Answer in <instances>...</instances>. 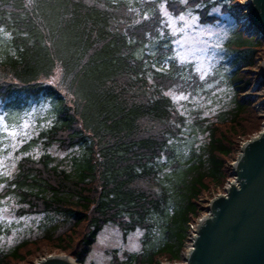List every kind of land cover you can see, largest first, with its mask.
I'll use <instances>...</instances> for the list:
<instances>
[{
	"label": "trees",
	"instance_id": "16d2710c",
	"mask_svg": "<svg viewBox=\"0 0 264 264\" xmlns=\"http://www.w3.org/2000/svg\"><path fill=\"white\" fill-rule=\"evenodd\" d=\"M234 1L0 0V107L14 118L44 104L50 119L27 146H40L43 155L22 158L0 193L18 205L13 215L51 219L46 242L61 224L74 225L56 237L65 253L86 227L71 251L79 264L108 224H125L126 237L146 230V256L125 264L178 261L200 200L212 186H225L229 160L239 153L252 117L240 95L252 85L245 70L257 66L264 40L234 24L237 37L219 49L216 68L227 102L204 117L199 106L167 94L198 97L199 79L194 65L177 60L162 4L212 24L220 18L213 10L232 12ZM54 147L68 156L66 167L48 153ZM29 246L0 250V264H24Z\"/></svg>",
	"mask_w": 264,
	"mask_h": 264
},
{
	"label": "rangeland",
	"instance_id": "374dc122",
	"mask_svg": "<svg viewBox=\"0 0 264 264\" xmlns=\"http://www.w3.org/2000/svg\"><path fill=\"white\" fill-rule=\"evenodd\" d=\"M185 3L188 0H184ZM249 2L251 0H237L232 4V12H227L221 8H215V12L220 18L216 19L214 23L202 22L196 13L188 11L187 13L180 11V15L185 17L184 21H180L178 16L173 15L167 10L165 3L162 4V12L167 20L171 23L170 30L173 33L174 50L175 55L179 63L194 65V76L198 77L197 83L198 97H189V91L185 92H171L169 95L171 98L179 97L181 94L187 97V99H174L176 103L191 102L193 106H199L204 111V117L211 118L222 107L219 102H227L226 95L228 94L227 85L222 84L221 78L216 75V68L219 56V49L226 42L227 38L236 39L237 30L234 24L240 26V30L244 33L260 38L261 33L258 29H254L250 22V15H246V11L249 9ZM236 16V19L231 17ZM264 40V39H262ZM259 57L257 58V66L249 69L248 78H250L251 86L245 93L240 94L241 99H244L246 103L250 102L252 109V117L249 119V124L244 127L246 135L239 137L237 143L239 153L229 160L228 174L229 178L225 181V186L215 187L212 186L209 193L204 194L200 200L201 213L199 217L207 215V208L209 207L210 200L218 198L221 194L226 193V189L230 186V182H234V168L233 165L237 162V158L241 153V147L244 143L257 137L264 129V114L260 110L261 104L264 102V81L261 77V65L264 59V46L260 50ZM203 77V78H202ZM220 79H218V78ZM194 82V81H193ZM210 93H208V92ZM203 93V95H201ZM226 101V102H225ZM178 109L183 111V107L176 104ZM47 107L44 104L40 106H33L30 110L14 118L8 117L3 109L0 107V193L7 186L6 180L12 178L16 174L17 165L22 158L34 157L39 158L45 152L40 146H32L27 148L28 145L43 129L47 127L50 119L46 115ZM25 125H27L25 127ZM15 131L16 135L11 133ZM238 145V146H239ZM27 148V149H26ZM48 153L56 158L57 162H60L62 167H66L68 163V157L66 153H62L57 147L52 150H48ZM66 159V160H65ZM1 195V194H0ZM186 196L179 195L177 202L183 203ZM18 205L14 199L0 197V226L2 227V233L0 234V250H12L16 245L21 243H34L27 248L33 255L27 259L24 264H37L38 262L45 260L49 256H65L72 260L73 256L71 251L75 248H79V242L83 239L84 235L88 232L86 227L82 228L73 241V246L67 253L62 252L58 247L57 239L59 236L68 235L70 230L75 229L74 225L67 228H63L61 224L58 231L53 236V241L43 240L45 237V230L55 228L51 219L44 218L42 215H35L25 218L17 217L13 215ZM59 220L57 219V222ZM198 221V220H197ZM194 222V221H191ZM125 224H108L103 226L100 234H98L96 241L90 251V256L87 258L85 264H125L129 259V256L136 257L146 256L147 245H145V231L140 228H136L134 232L127 233L121 229ZM185 243L178 261L173 262L162 257L159 258L161 262L168 261L171 264H185L188 249L192 245V236L189 232L191 229L186 226ZM42 240V241H41ZM39 241V242H38ZM37 243V244H35ZM26 251H23L22 255H25ZM28 257V253L26 254ZM23 264V263H22Z\"/></svg>",
	"mask_w": 264,
	"mask_h": 264
},
{
	"label": "water",
	"instance_id": "95a60500",
	"mask_svg": "<svg viewBox=\"0 0 264 264\" xmlns=\"http://www.w3.org/2000/svg\"><path fill=\"white\" fill-rule=\"evenodd\" d=\"M250 22L264 39V0H251ZM264 81V67L261 68ZM234 182L212 200L199 223L187 264H264V129L241 147ZM37 264H74L49 256Z\"/></svg>",
	"mask_w": 264,
	"mask_h": 264
},
{
	"label": "built area",
	"instance_id": "2783aa9c",
	"mask_svg": "<svg viewBox=\"0 0 264 264\" xmlns=\"http://www.w3.org/2000/svg\"><path fill=\"white\" fill-rule=\"evenodd\" d=\"M207 213V212H206ZM204 216H206V215H203V217H200L199 218V220L198 221H195V222H189L188 223V227L191 229L189 232L191 233V236H192V245H193V243H194V238L196 237V234H197V232H198V227H199V223L205 218ZM192 245L190 246V248L192 247ZM190 248L188 249L189 251L187 252V255H186V258L185 259H187V256H188V254H189V252H190ZM162 264H165V263H162ZM168 264H170V263H168ZM185 264H187V263H185Z\"/></svg>",
	"mask_w": 264,
	"mask_h": 264
},
{
	"label": "snow or ice",
	"instance_id": "6c2138e0",
	"mask_svg": "<svg viewBox=\"0 0 264 264\" xmlns=\"http://www.w3.org/2000/svg\"><path fill=\"white\" fill-rule=\"evenodd\" d=\"M178 19L180 20V21H184L185 20V17L183 16V15H180V16H178ZM169 26H171V23H169ZM160 70H163V69H160ZM203 78V77H202ZM168 95H171V92H169V93H167ZM174 99H187V97L186 96H184L183 94H181L179 97H174ZM0 119H2V118H0ZM27 125H25V127H26ZM11 135H13V136H15L16 135V132L15 131H13L12 133H11Z\"/></svg>",
	"mask_w": 264,
	"mask_h": 264
},
{
	"label": "bare ground",
	"instance_id": "6f19581e",
	"mask_svg": "<svg viewBox=\"0 0 264 264\" xmlns=\"http://www.w3.org/2000/svg\"><path fill=\"white\" fill-rule=\"evenodd\" d=\"M252 6H251V3L249 2V9L246 11V15H250L251 14V10H252V8H251ZM262 67V69H263V67H264V59H263V62H262V65H261ZM260 110L262 111V113L264 114V102L261 104V106H260ZM186 261V260H185ZM187 262V261H186Z\"/></svg>",
	"mask_w": 264,
	"mask_h": 264
}]
</instances>
